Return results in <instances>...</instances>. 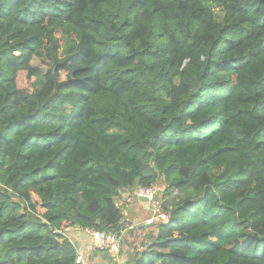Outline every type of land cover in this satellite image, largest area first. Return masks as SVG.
Here are the masks:
<instances>
[{"label": "trees", "instance_id": "trees-1", "mask_svg": "<svg viewBox=\"0 0 264 264\" xmlns=\"http://www.w3.org/2000/svg\"><path fill=\"white\" fill-rule=\"evenodd\" d=\"M158 180L135 264H264V0H0V264H76Z\"/></svg>", "mask_w": 264, "mask_h": 264}, {"label": "rangeland", "instance_id": "rangeland-1", "mask_svg": "<svg viewBox=\"0 0 264 264\" xmlns=\"http://www.w3.org/2000/svg\"><path fill=\"white\" fill-rule=\"evenodd\" d=\"M214 12L216 17L219 21H222L224 17V10L220 7L214 8ZM34 64H38V59H35ZM140 187H147L152 188L156 191V200L158 203L161 204L162 208L168 213L169 212L165 209V201L167 198L170 197V195L166 194V183L163 181L158 180L155 184L152 186H142V185H135L134 187H131L129 189H124L119 191V196L117 198L120 207L123 211V219H122V225H123V251L122 256L125 257V260L128 261L130 264H135V259L133 257L137 255L138 251H142L148 243L151 241L153 235L156 234V229L153 227V225L145 224V220L151 216L152 211L145 205L143 201H141L140 198L135 197V192ZM127 194L126 199L122 197V194ZM174 205L179 203L181 200L180 196L175 197ZM134 224L135 227L133 229H126L127 225ZM100 255V253H97ZM110 264H118V262L113 258H108ZM91 264H98L89 259ZM128 263V264H129ZM102 264V263H101Z\"/></svg>", "mask_w": 264, "mask_h": 264}, {"label": "built area", "instance_id": "built-area-1", "mask_svg": "<svg viewBox=\"0 0 264 264\" xmlns=\"http://www.w3.org/2000/svg\"><path fill=\"white\" fill-rule=\"evenodd\" d=\"M135 197L140 198L145 203L148 210L152 211L150 217L145 220V224L152 225L159 222H166L169 220L168 213L162 208L161 204L156 200V191L152 188L140 187L135 192ZM134 224L126 226V229H133ZM64 231L75 242L76 234L83 232L90 238V243L94 249L103 253H109L118 263L124 264L125 257L122 256L123 251V234L111 232L107 230H97L92 227H66ZM76 264H91V262L81 253L77 254Z\"/></svg>", "mask_w": 264, "mask_h": 264}, {"label": "crops", "instance_id": "crops-1", "mask_svg": "<svg viewBox=\"0 0 264 264\" xmlns=\"http://www.w3.org/2000/svg\"><path fill=\"white\" fill-rule=\"evenodd\" d=\"M127 194L128 193H126V196ZM75 239V242L78 244V252L85 256L88 260L91 259L98 264H110L108 258H111V256H107L106 253L94 249L91 244L92 242L90 243L88 235L83 232H78ZM97 253H100V255Z\"/></svg>", "mask_w": 264, "mask_h": 264}, {"label": "water", "instance_id": "water-1", "mask_svg": "<svg viewBox=\"0 0 264 264\" xmlns=\"http://www.w3.org/2000/svg\"><path fill=\"white\" fill-rule=\"evenodd\" d=\"M75 246L78 248V244L75 242ZM107 256H109V253H106Z\"/></svg>", "mask_w": 264, "mask_h": 264}]
</instances>
